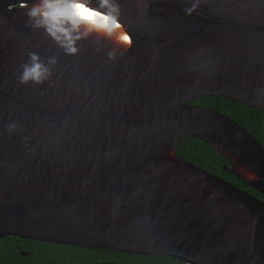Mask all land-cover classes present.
I'll use <instances>...</instances> for the list:
<instances>
[{
	"label": "water",
	"instance_id": "water-1",
	"mask_svg": "<svg viewBox=\"0 0 264 264\" xmlns=\"http://www.w3.org/2000/svg\"><path fill=\"white\" fill-rule=\"evenodd\" d=\"M199 97L264 112V0H0V239L264 264V201L176 146L263 195L264 147Z\"/></svg>",
	"mask_w": 264,
	"mask_h": 264
},
{
	"label": "trees",
	"instance_id": "trees-1",
	"mask_svg": "<svg viewBox=\"0 0 264 264\" xmlns=\"http://www.w3.org/2000/svg\"><path fill=\"white\" fill-rule=\"evenodd\" d=\"M191 103L226 114L246 128L264 147V112L257 111L221 97H199ZM177 154L231 182L264 201V195L247 186L224 166L227 161L207 143L198 138H186L176 146ZM22 252L28 253L23 255ZM178 264L177 259L159 255H139L125 252L50 244L8 236L0 239V264ZM184 264V263H182Z\"/></svg>",
	"mask_w": 264,
	"mask_h": 264
},
{
	"label": "bare ground",
	"instance_id": "bare-ground-1",
	"mask_svg": "<svg viewBox=\"0 0 264 264\" xmlns=\"http://www.w3.org/2000/svg\"><path fill=\"white\" fill-rule=\"evenodd\" d=\"M68 13V15H67ZM55 14H64L63 16L66 17H77L79 14H82V16H87V18L89 19H97L98 18V14L96 13H90L88 10H82V8H79L78 6L75 5H69L67 8L62 9L60 12H57ZM66 14V15H65ZM91 17V18H90ZM102 22H107L104 20H99Z\"/></svg>",
	"mask_w": 264,
	"mask_h": 264
},
{
	"label": "flooded vegetation",
	"instance_id": "flooded-vegetation-1",
	"mask_svg": "<svg viewBox=\"0 0 264 264\" xmlns=\"http://www.w3.org/2000/svg\"><path fill=\"white\" fill-rule=\"evenodd\" d=\"M178 261V260H177ZM179 263V262H178ZM180 264H182V263H180Z\"/></svg>",
	"mask_w": 264,
	"mask_h": 264
}]
</instances>
